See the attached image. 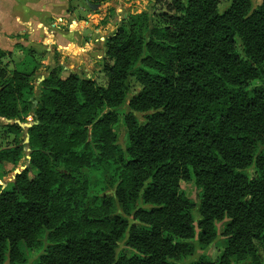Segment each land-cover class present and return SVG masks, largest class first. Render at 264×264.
I'll return each mask as SVG.
<instances>
[{
  "label": "trees",
  "instance_id": "obj_1",
  "mask_svg": "<svg viewBox=\"0 0 264 264\" xmlns=\"http://www.w3.org/2000/svg\"><path fill=\"white\" fill-rule=\"evenodd\" d=\"M220 3L171 0L167 12L128 15L105 43L114 62L107 87L49 72L29 144L0 148V165H17L31 150L29 167L0 185V264H27L35 252V264H181L196 237L182 181L201 190L202 248L227 220L219 260L190 264H264V0L257 8L233 0L224 12ZM17 50L26 53L24 69L7 72L3 59L13 53L0 49V117L24 122L34 97L29 75L41 59ZM134 80L141 91L123 112ZM136 112L151 114L141 122ZM121 122L125 151L113 131ZM102 169L111 171L123 214L113 198L91 194L86 175Z\"/></svg>",
  "mask_w": 264,
  "mask_h": 264
},
{
  "label": "rangeland",
  "instance_id": "obj_2",
  "mask_svg": "<svg viewBox=\"0 0 264 264\" xmlns=\"http://www.w3.org/2000/svg\"><path fill=\"white\" fill-rule=\"evenodd\" d=\"M233 0H221L220 3V11L224 12L227 10ZM171 0H130L131 6H125L123 3V10L119 11L117 14L115 13L116 6L112 5L108 7H101L99 11H104L103 14L105 15L100 23L102 26H107L109 23L111 26L109 30H106L104 33L105 41H99L96 46V50L99 51V57L95 58V67L92 73H87L84 71H76L79 76L86 78V79H94L99 85L103 87H107L109 82V72L107 69L113 65V61L110 60L106 56V40L117 30V28L122 24L124 19H127L128 15H140L142 13H148L151 16H155L157 14H161L163 12H167L166 5L170 3ZM263 0H252L253 8H257L262 4ZM81 2H74L72 3L74 6L80 4ZM117 3H119L117 1ZM129 3V4H130ZM128 4V3H126ZM107 6V5H106ZM71 8V6H70ZM83 14L82 10H79ZM154 21V20H153ZM16 54V55H14ZM26 57V53L22 51H15L13 55L6 57L3 59L4 63L7 64V72L12 71L13 69H21L23 70V61ZM31 65L27 67L30 69ZM47 73V72H46ZM45 71L36 72L33 75H29V80L31 81L34 87V97L31 98L33 103L32 107H30V111L23 115L24 122L20 119H7L5 117H0V148H4L6 146H10L14 144L16 140L23 141V145L29 144V135L27 130L29 126H33L35 122V109L37 108V101L39 100L40 96V85L43 80L48 76L49 73L46 74ZM63 77H67L69 73L62 71L61 74ZM10 77V74H7V78ZM256 84H260V82H255ZM141 91V86L137 81H133V91L129 94L126 104L123 107V112H129V103L131 99L138 95ZM22 112V111H21ZM122 112V111H121ZM151 113H139L136 112L135 115L139 121L143 122L146 120L147 115ZM6 125H19L21 128L20 133H13L10 132L8 129H4L3 126ZM114 133L117 136L116 144L125 151L127 148V130L124 127L123 123L121 122L114 128ZM28 138V141H27ZM31 150L30 148H26L25 157L17 164L11 163H3L0 165V172L2 179L0 181L3 182L4 185H9L15 182L16 176L19 172L23 171L24 167H29L30 162L28 157H30ZM31 158V157H30ZM90 181L91 187V194L93 196L97 195L98 197L107 196L109 198L114 199V206L112 209H116L118 213H122L121 206L117 203L116 200V191L115 188L111 186V171L108 169H102L99 172L92 173L88 171L86 175ZM181 191H183L186 196L192 200L195 204L196 209L194 210V221L196 227V237L193 240L195 245V252L193 256L188 257L185 261L181 262V264H190L196 260H198L201 256H207L209 259L213 261H218L220 256L225 249V237H224V230L227 220H223L217 224V238L213 241L208 247L202 248L199 243V221L201 219V215L199 212L200 202H201V190L195 184L194 181H182L181 184ZM137 206L139 208L149 209L148 205H145L141 200L138 202ZM128 220L130 224H135L136 220L134 215L131 214L128 216ZM258 254L264 260V248L262 246H258ZM126 251V246L124 242L120 243L118 253ZM40 255L38 253H33L29 257V261L27 264H35L36 260L39 258Z\"/></svg>",
  "mask_w": 264,
  "mask_h": 264
},
{
  "label": "crops",
  "instance_id": "obj_3",
  "mask_svg": "<svg viewBox=\"0 0 264 264\" xmlns=\"http://www.w3.org/2000/svg\"><path fill=\"white\" fill-rule=\"evenodd\" d=\"M123 3L132 4L130 0L95 6L87 0H0V49L14 53L21 46L36 51L41 59L38 72L61 68L69 74L92 73L95 58H100L96 43L105 41L104 33L111 26L100 25L105 15L99 8L112 4L117 14Z\"/></svg>",
  "mask_w": 264,
  "mask_h": 264
},
{
  "label": "water",
  "instance_id": "obj_4",
  "mask_svg": "<svg viewBox=\"0 0 264 264\" xmlns=\"http://www.w3.org/2000/svg\"><path fill=\"white\" fill-rule=\"evenodd\" d=\"M31 127H32V126H29V128H31ZM27 141H28V138H27ZM28 159L30 160V157H28ZM26 168H27V167H24V168H23V171H24ZM20 173H21V172H19L18 174H20ZM0 185H2L3 188L6 187V185H4L2 181H0Z\"/></svg>",
  "mask_w": 264,
  "mask_h": 264
}]
</instances>
